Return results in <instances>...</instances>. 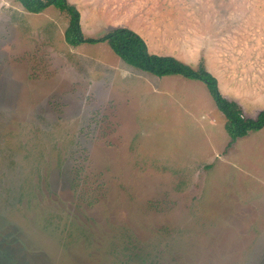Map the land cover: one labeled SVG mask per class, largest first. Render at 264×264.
<instances>
[{"label": "rangeland", "instance_id": "obj_1", "mask_svg": "<svg viewBox=\"0 0 264 264\" xmlns=\"http://www.w3.org/2000/svg\"><path fill=\"white\" fill-rule=\"evenodd\" d=\"M67 2L86 38L129 28L264 110V0ZM69 21L0 0V264H264V127L232 141L204 84Z\"/></svg>", "mask_w": 264, "mask_h": 264}, {"label": "trees", "instance_id": "obj_2", "mask_svg": "<svg viewBox=\"0 0 264 264\" xmlns=\"http://www.w3.org/2000/svg\"><path fill=\"white\" fill-rule=\"evenodd\" d=\"M30 13H42L49 6H54L70 16L69 26L65 31V41L72 47L85 43L106 42L112 50L129 66L157 77L181 76L190 81L201 82L213 98L216 108L225 117V129L231 140L246 136L264 127V110L256 119L244 116L242 107L226 98L220 91L219 80L205 66L193 68L174 56L157 55L150 52L147 42L137 32L126 28H114L100 38H86L81 27L78 10L67 0H18Z\"/></svg>", "mask_w": 264, "mask_h": 264}, {"label": "crops", "instance_id": "obj_3", "mask_svg": "<svg viewBox=\"0 0 264 264\" xmlns=\"http://www.w3.org/2000/svg\"><path fill=\"white\" fill-rule=\"evenodd\" d=\"M221 89V88H220ZM221 91V90H220ZM222 92V91H221ZM222 94H223V92H222ZM224 95V94H223ZM226 98H228L226 95H224ZM229 100H232V101H236L241 107H242V109H243V113H244V111H246V113L247 114H250L251 113V110L249 109L250 107H251V109H254L255 107H256V105L255 104H257V103H254V105H253V103H252V105L251 106H249L248 108L246 107V104L245 103H243V102H239V101H237V100H234V99H230L229 98ZM258 104H261V105H258V107H260V106H262V105H264V98L262 99V101L261 102H259ZM247 108V109H246ZM258 110H260V108L258 109ZM222 114V113H221ZM223 115V114H222ZM259 115V114H258ZM224 116V115H223ZM244 116L246 117V118H248V116L244 113ZM258 117V116H257ZM256 117V118H257ZM255 118V119H256ZM249 119H251V118H249Z\"/></svg>", "mask_w": 264, "mask_h": 264}]
</instances>
